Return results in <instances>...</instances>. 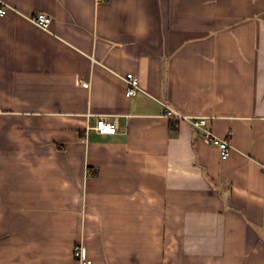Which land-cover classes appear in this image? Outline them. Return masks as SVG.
I'll return each mask as SVG.
<instances>
[{
  "label": "crops",
  "instance_id": "obj_1",
  "mask_svg": "<svg viewBox=\"0 0 264 264\" xmlns=\"http://www.w3.org/2000/svg\"><path fill=\"white\" fill-rule=\"evenodd\" d=\"M2 4L0 264H264V0Z\"/></svg>",
  "mask_w": 264,
  "mask_h": 264
},
{
  "label": "built area",
  "instance_id": "obj_2",
  "mask_svg": "<svg viewBox=\"0 0 264 264\" xmlns=\"http://www.w3.org/2000/svg\"><path fill=\"white\" fill-rule=\"evenodd\" d=\"M6 5L2 4L0 6V14L4 15L6 13ZM30 20L37 24L38 26L42 28H48L51 18L46 13H38L35 15H32L30 17ZM124 80L127 83V90L126 95L127 96H133L136 95L138 90L140 89V82L137 75H135L133 72H129L124 76ZM165 117L174 119L176 121L180 120H186L190 122L194 127L202 128L204 131V137L207 140V142L217 145L220 149V155L222 159H226L230 155L231 151V145L229 142L219 137L218 135L214 134L212 131H210L208 128H206L207 124V117L203 116H188L185 114H182L180 112H177L169 105H165L164 114ZM94 128L100 133V134H115L118 131V126L116 122L107 121L103 118H100L97 120ZM264 169V163L262 164ZM73 254L74 257L82 260L83 257V248L81 246V243L76 242L73 246ZM90 263V261H88Z\"/></svg>",
  "mask_w": 264,
  "mask_h": 264
}]
</instances>
